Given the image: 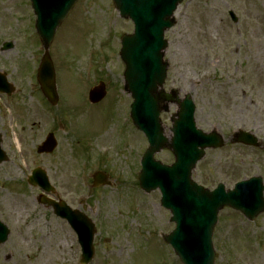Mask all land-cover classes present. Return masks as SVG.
<instances>
[{
	"label": "rangeland",
	"instance_id": "1",
	"mask_svg": "<svg viewBox=\"0 0 264 264\" xmlns=\"http://www.w3.org/2000/svg\"><path fill=\"white\" fill-rule=\"evenodd\" d=\"M173 18L164 34L169 66L164 90L189 95L196 127L225 142L205 152L191 179L208 190L256 176L264 181V0H184ZM34 22L29 1L0 0V73L15 88L10 97L0 95L1 149L8 158L0 164V221L10 231L0 246V264H78L75 235L39 203L42 192L27 184L35 168L45 171L54 200L95 225L90 264H180L161 239L174 225L160 206V194H145L138 186L147 142L128 120L131 98L122 91L124 66L118 57L119 39L132 32L131 22L119 18L111 0H77L48 51L56 72V107L36 82L43 49ZM3 43L11 48L4 50ZM100 81L106 96L91 106L88 91ZM173 113L170 107L160 116L167 133ZM238 130L252 133L262 150L233 144ZM49 132L57 148L38 155ZM154 159L173 162L168 150ZM96 171L109 176V186L92 187ZM212 245L215 264H264V213L248 222L222 210Z\"/></svg>",
	"mask_w": 264,
	"mask_h": 264
},
{
	"label": "water",
	"instance_id": "2",
	"mask_svg": "<svg viewBox=\"0 0 264 264\" xmlns=\"http://www.w3.org/2000/svg\"><path fill=\"white\" fill-rule=\"evenodd\" d=\"M76 0H64L61 8L53 18L48 17L42 25L41 14L36 11L40 6L38 0H31L32 7L38 17L36 29L45 49L52 41L55 29L66 17ZM182 0H113L116 9L122 18H130L134 23V34L123 37L120 57L125 65L124 81L125 91L134 99L131 106V119L135 127L146 136L149 148L145 152L139 176L141 189L146 193L159 189L163 195L161 204L170 210L171 222L176 225L175 231L165 237L182 264H214V253L211 245V232L216 221L217 212L224 206L239 211L248 220H254L264 211L263 187L259 178H254L236 185L233 191L224 193L223 186L209 193L196 186L190 179L195 164L204 156L206 148H219L223 145L221 138L214 133L203 135L192 126L190 133L187 118L193 114V108L186 97L182 102L175 100L174 94L167 95L158 91L164 82L167 65L162 62V51L166 47L163 33L173 25L170 20L176 6ZM50 3L51 0H44ZM9 45L6 46L8 48ZM43 96L53 105L57 102L54 83V71L47 56L44 55L37 75ZM0 92L10 95L13 88L6 84L5 77H0ZM105 96V87L102 83L89 93L91 103L99 102ZM176 102L179 111L177 119H173L171 133L173 137L168 142L163 137V129L159 121L162 103ZM166 111V107H164ZM184 120L186 123H184ZM235 142L245 145L257 146V141L249 134L238 133ZM55 141L49 135L38 148V153H51L55 148ZM168 147L176 158L175 168L166 169L153 161V155L162 148ZM5 156L0 152V162ZM170 181L161 184V180ZM95 185L107 184L101 174L94 175ZM31 185H38L43 190H49L45 176L34 171L30 178ZM177 190L178 201H172L168 195V187L174 186ZM186 197L187 199H183ZM207 202L210 216L199 240L194 243L196 230L191 228L198 211L196 203ZM180 203V204H178ZM51 204V203H50ZM56 213L66 219L77 233L79 245L82 249L81 264H88L93 257L92 241L94 235L93 225L86 217L71 211L64 203L53 204ZM192 233V234H191ZM8 231L0 225V244L6 240Z\"/></svg>",
	"mask_w": 264,
	"mask_h": 264
},
{
	"label": "bare ground",
	"instance_id": "3",
	"mask_svg": "<svg viewBox=\"0 0 264 264\" xmlns=\"http://www.w3.org/2000/svg\"><path fill=\"white\" fill-rule=\"evenodd\" d=\"M8 5H10L11 4V1H8V3H7ZM106 136V135H105ZM165 137H168V134H167V132H165ZM102 139H103V137L101 136L100 137V140L102 141Z\"/></svg>",
	"mask_w": 264,
	"mask_h": 264
}]
</instances>
